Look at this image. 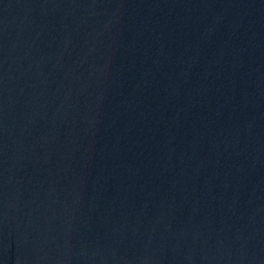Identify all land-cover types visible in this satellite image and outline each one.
Wrapping results in <instances>:
<instances>
[{
  "label": "water",
  "instance_id": "obj_1",
  "mask_svg": "<svg viewBox=\"0 0 264 264\" xmlns=\"http://www.w3.org/2000/svg\"><path fill=\"white\" fill-rule=\"evenodd\" d=\"M0 264H264V0H0Z\"/></svg>",
  "mask_w": 264,
  "mask_h": 264
}]
</instances>
